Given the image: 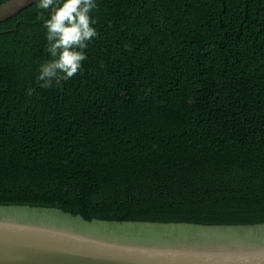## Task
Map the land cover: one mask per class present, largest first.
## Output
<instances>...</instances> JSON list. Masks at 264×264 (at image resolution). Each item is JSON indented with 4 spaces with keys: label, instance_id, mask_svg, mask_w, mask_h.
Segmentation results:
<instances>
[{
    "label": "trees",
    "instance_id": "trees-1",
    "mask_svg": "<svg viewBox=\"0 0 264 264\" xmlns=\"http://www.w3.org/2000/svg\"><path fill=\"white\" fill-rule=\"evenodd\" d=\"M96 3L87 59L49 88L50 10L0 22V204L264 222V0Z\"/></svg>",
    "mask_w": 264,
    "mask_h": 264
},
{
    "label": "water",
    "instance_id": "water-1",
    "mask_svg": "<svg viewBox=\"0 0 264 264\" xmlns=\"http://www.w3.org/2000/svg\"><path fill=\"white\" fill-rule=\"evenodd\" d=\"M36 0L0 3V22ZM0 264H264V222L87 219L0 204Z\"/></svg>",
    "mask_w": 264,
    "mask_h": 264
},
{
    "label": "clouds",
    "instance_id": "clouds-1",
    "mask_svg": "<svg viewBox=\"0 0 264 264\" xmlns=\"http://www.w3.org/2000/svg\"><path fill=\"white\" fill-rule=\"evenodd\" d=\"M38 7L50 10L43 26L47 30L46 51L52 59L41 65L37 77L41 88H49L54 82L67 81L80 71L87 59L85 49L98 36L93 26L97 21L92 18L98 5L96 0H39ZM32 92L29 89L28 95Z\"/></svg>",
    "mask_w": 264,
    "mask_h": 264
}]
</instances>
